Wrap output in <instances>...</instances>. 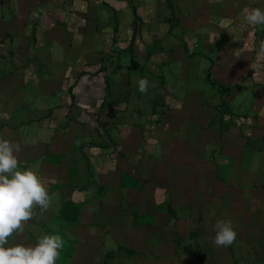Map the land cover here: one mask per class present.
I'll list each match as a JSON object with an SVG mask.
<instances>
[{
  "label": "crops",
  "instance_id": "0c3cea01",
  "mask_svg": "<svg viewBox=\"0 0 264 264\" xmlns=\"http://www.w3.org/2000/svg\"><path fill=\"white\" fill-rule=\"evenodd\" d=\"M1 134L32 166L16 213L206 187L264 147V0H0Z\"/></svg>",
  "mask_w": 264,
  "mask_h": 264
},
{
  "label": "rangeland",
  "instance_id": "374dc122",
  "mask_svg": "<svg viewBox=\"0 0 264 264\" xmlns=\"http://www.w3.org/2000/svg\"><path fill=\"white\" fill-rule=\"evenodd\" d=\"M4 137L0 144L8 148ZM257 148L244 158L242 146L236 164L217 153L206 187L178 181L170 167L174 175H150L135 184L129 202L116 198L100 212L89 203L45 200L30 214L15 207L30 198L26 170L32 166L10 160L2 148L0 264H264L263 144ZM189 183L197 188L187 193Z\"/></svg>",
  "mask_w": 264,
  "mask_h": 264
}]
</instances>
